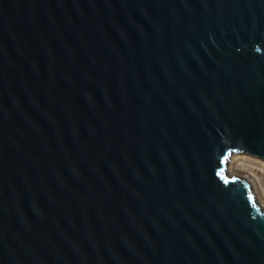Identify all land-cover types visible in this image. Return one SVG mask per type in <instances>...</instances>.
<instances>
[{
  "label": "water",
  "instance_id": "95a60500",
  "mask_svg": "<svg viewBox=\"0 0 264 264\" xmlns=\"http://www.w3.org/2000/svg\"><path fill=\"white\" fill-rule=\"evenodd\" d=\"M264 0H0V264H264Z\"/></svg>",
  "mask_w": 264,
  "mask_h": 264
},
{
  "label": "rangeland",
  "instance_id": "374dc122",
  "mask_svg": "<svg viewBox=\"0 0 264 264\" xmlns=\"http://www.w3.org/2000/svg\"><path fill=\"white\" fill-rule=\"evenodd\" d=\"M227 167L229 172L248 181L253 198L264 205V161L234 153L229 157Z\"/></svg>",
  "mask_w": 264,
  "mask_h": 264
},
{
  "label": "bare ground",
  "instance_id": "6f19581e",
  "mask_svg": "<svg viewBox=\"0 0 264 264\" xmlns=\"http://www.w3.org/2000/svg\"><path fill=\"white\" fill-rule=\"evenodd\" d=\"M231 156V155H230ZM229 169H228V167H227V165H226V171H228ZM249 189H250V191H251V187H249ZM255 200V202H256V204L259 206V207H264V205L261 203V202H259V201H257V199H254Z\"/></svg>",
  "mask_w": 264,
  "mask_h": 264
}]
</instances>
